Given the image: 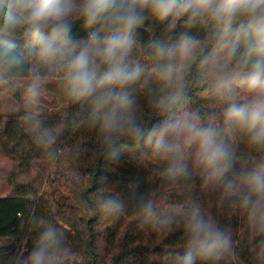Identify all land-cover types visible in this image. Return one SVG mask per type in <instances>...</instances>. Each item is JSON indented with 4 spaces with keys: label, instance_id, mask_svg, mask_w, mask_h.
<instances>
[{
    "label": "clouds",
    "instance_id": "1",
    "mask_svg": "<svg viewBox=\"0 0 264 264\" xmlns=\"http://www.w3.org/2000/svg\"><path fill=\"white\" fill-rule=\"evenodd\" d=\"M53 79L113 158L123 143L153 166L134 196L162 230L179 223V243L161 253L169 264H238L234 224L264 264V0H0V91L23 87L21 120L50 159L56 135L40 97ZM201 84L211 112L182 103ZM153 88L146 119L138 94ZM156 181L217 194L230 219L196 198L160 205ZM123 207L112 194L98 205L113 215ZM28 223L26 254L0 264H72L61 226L35 214Z\"/></svg>",
    "mask_w": 264,
    "mask_h": 264
},
{
    "label": "trees",
    "instance_id": "2",
    "mask_svg": "<svg viewBox=\"0 0 264 264\" xmlns=\"http://www.w3.org/2000/svg\"><path fill=\"white\" fill-rule=\"evenodd\" d=\"M156 34H160L159 28ZM148 35L145 33L144 38ZM207 86H193L182 103L211 112L212 106L203 95ZM155 91L138 94L146 119L152 113L145 102ZM12 92L21 103L20 88ZM24 111L21 104L18 112L0 115V240L9 242L5 250L0 247V257L26 254L33 235L28 219L35 214L63 228L74 253L72 264H169V257L161 253L179 243V223L171 233L162 230L156 221L139 215L134 196L150 187L153 166L139 160L137 150L123 143L117 146L119 157L113 158L100 145L94 129L78 124L81 110L69 103L64 114H42L46 127L56 135L52 147L58 154L50 159L33 143L21 120ZM135 178H139L138 184L132 182ZM109 194L124 201L122 212L113 215L99 210L101 196ZM154 196L160 205L196 198L211 214L224 221L230 219L227 205L217 194L199 187L195 191L179 190L156 181ZM233 231L238 264H256L245 227L234 224Z\"/></svg>",
    "mask_w": 264,
    "mask_h": 264
},
{
    "label": "rangeland",
    "instance_id": "3",
    "mask_svg": "<svg viewBox=\"0 0 264 264\" xmlns=\"http://www.w3.org/2000/svg\"><path fill=\"white\" fill-rule=\"evenodd\" d=\"M22 93V102L16 101L13 92L10 90L6 93L0 91V115H9L19 111L20 105L24 104L23 87L20 88ZM67 100L64 97L61 86L57 80L49 81L40 97V106L42 114L61 115L66 112ZM1 163V160H0ZM1 165V164H0ZM8 241L0 240V247L5 250ZM7 252V251H6Z\"/></svg>",
    "mask_w": 264,
    "mask_h": 264
}]
</instances>
